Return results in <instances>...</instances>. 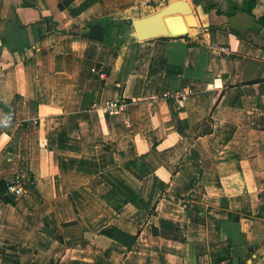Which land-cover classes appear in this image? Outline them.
I'll use <instances>...</instances> for the list:
<instances>
[{"label":"crops","instance_id":"1","mask_svg":"<svg viewBox=\"0 0 264 264\" xmlns=\"http://www.w3.org/2000/svg\"><path fill=\"white\" fill-rule=\"evenodd\" d=\"M64 1L0 0V264H264V0Z\"/></svg>","mask_w":264,"mask_h":264},{"label":"water","instance_id":"2","mask_svg":"<svg viewBox=\"0 0 264 264\" xmlns=\"http://www.w3.org/2000/svg\"><path fill=\"white\" fill-rule=\"evenodd\" d=\"M188 10V8L181 10L180 7L173 6L164 11L163 14L161 13L163 9H160L154 14L135 18L132 20L134 34L138 39H147L159 35H178L185 33L187 31L186 23L191 24L192 22Z\"/></svg>","mask_w":264,"mask_h":264},{"label":"trees","instance_id":"3","mask_svg":"<svg viewBox=\"0 0 264 264\" xmlns=\"http://www.w3.org/2000/svg\"><path fill=\"white\" fill-rule=\"evenodd\" d=\"M72 0H65L64 2L68 3ZM170 2V0L166 1V4ZM255 0H244L242 5L237 10L246 11L247 13H252V7L254 6ZM165 4V5H166ZM264 19H262L263 21ZM89 37L95 39H102L105 32V27L101 24L94 23L89 24ZM0 199L5 202H13V198L6 194V183L4 181H0Z\"/></svg>","mask_w":264,"mask_h":264},{"label":"built area","instance_id":"4","mask_svg":"<svg viewBox=\"0 0 264 264\" xmlns=\"http://www.w3.org/2000/svg\"><path fill=\"white\" fill-rule=\"evenodd\" d=\"M92 71L95 72L96 74H98L99 76H103L104 72L101 68H96L93 67ZM193 91V88L190 87H185L182 89H179L178 91H176L174 94H172V96L174 97V100L176 101V103H178V105H182V101L185 99L186 95L191 93ZM164 96L169 95L168 92H164L163 93ZM116 102L115 101H108L106 103V106H108L109 108H113L116 107ZM13 195H18L20 193H22V189L20 187L17 186H8L7 188Z\"/></svg>","mask_w":264,"mask_h":264},{"label":"bare ground","instance_id":"5","mask_svg":"<svg viewBox=\"0 0 264 264\" xmlns=\"http://www.w3.org/2000/svg\"><path fill=\"white\" fill-rule=\"evenodd\" d=\"M169 5H171V6H169ZM173 6H178V7H180L181 10L184 9V8L185 9H187V8L189 9V6H188V4L186 3L185 0H177V1H172L171 3H169L166 6H164L163 8H161V9H163V11L161 13L163 14L164 11L172 8ZM188 13L191 15V21H192L191 24H188V25L189 26H194L195 25V20H194V17H193V13L190 11V9L188 10ZM186 30H188L187 26H186Z\"/></svg>","mask_w":264,"mask_h":264},{"label":"clouds","instance_id":"6","mask_svg":"<svg viewBox=\"0 0 264 264\" xmlns=\"http://www.w3.org/2000/svg\"><path fill=\"white\" fill-rule=\"evenodd\" d=\"M7 122H8V118H6V119L4 120V123H5V124H7Z\"/></svg>","mask_w":264,"mask_h":264}]
</instances>
